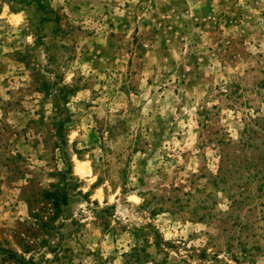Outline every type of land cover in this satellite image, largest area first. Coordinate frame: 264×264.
I'll return each instance as SVG.
<instances>
[{"label": "rangeland", "instance_id": "374dc122", "mask_svg": "<svg viewBox=\"0 0 264 264\" xmlns=\"http://www.w3.org/2000/svg\"><path fill=\"white\" fill-rule=\"evenodd\" d=\"M263 148L264 0H0V264H264Z\"/></svg>", "mask_w": 264, "mask_h": 264}, {"label": "trees", "instance_id": "16d2710c", "mask_svg": "<svg viewBox=\"0 0 264 264\" xmlns=\"http://www.w3.org/2000/svg\"><path fill=\"white\" fill-rule=\"evenodd\" d=\"M253 130L250 128H245L241 137V146L246 149H254L256 146L253 141ZM222 146H225V142H221ZM236 153V152H235ZM264 153V148H263ZM20 157L19 154L14 156L13 158ZM222 160L224 162H228L230 159L229 153L223 151L221 154ZM222 170V168H221ZM40 200H28L29 206H32L37 202V204L42 203V207L36 210H32V217L35 219V223L41 225L43 227H51V223L61 214L62 206H68L69 197L66 192L62 190H44L40 193ZM35 211V212H34ZM46 213V214H43Z\"/></svg>", "mask_w": 264, "mask_h": 264}]
</instances>
